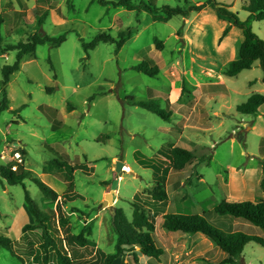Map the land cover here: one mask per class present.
I'll return each mask as SVG.
<instances>
[{"label": "rangeland", "instance_id": "obj_1", "mask_svg": "<svg viewBox=\"0 0 264 264\" xmlns=\"http://www.w3.org/2000/svg\"><path fill=\"white\" fill-rule=\"evenodd\" d=\"M214 1L239 21L247 20L249 14L242 10L245 0ZM206 2L132 0L135 9L128 11L104 8L97 0H0L2 47L25 42L36 32L64 38L57 48L45 44L36 48L34 56H24L19 71L5 84H1V68L14 63L16 52L0 51V166L13 170L22 166L39 178L50 161L59 160L55 153L68 156L74 190L63 194L60 213L70 236L82 234L96 243L97 257L91 258L96 263L115 253L113 217L102 202L116 162L130 169L116 186L121 197L118 207L127 219L132 216L130 202L148 207L163 255L158 260L145 258L136 249L137 260L125 251L112 264H221L226 255L205 236L165 231L163 214L213 217V208L222 201H264V104L254 115L236 111L250 96L264 95V73L256 62L235 77L224 74L238 59L242 31L219 17L212 5L187 18L153 20V15H163L162 7L186 10ZM148 3L157 9L152 14L143 11ZM46 11L38 27V17ZM249 27L264 40V21H252ZM100 33L113 42L85 51L83 44ZM120 33L129 37L117 50ZM155 42L162 47L156 49ZM143 61L157 67L156 76L131 69ZM3 90L8 101L4 111ZM131 99L155 101L169 120L129 105ZM173 147L195 158L182 171L171 168L168 155ZM49 174L64 191L62 175ZM158 182L167 201L153 206L150 191ZM25 190L46 215L43 227L51 238L62 242L67 238L55 202L30 179L15 186L0 181V237L15 241L21 257L18 260L0 247V264H37L33 256L43 242L42 229L36 226L23 232L25 226L37 225L25 204ZM227 222L233 230L262 235L247 223ZM80 251L82 261L90 260ZM236 264H264V247L247 244Z\"/></svg>", "mask_w": 264, "mask_h": 264}, {"label": "trees", "instance_id": "obj_2", "mask_svg": "<svg viewBox=\"0 0 264 264\" xmlns=\"http://www.w3.org/2000/svg\"><path fill=\"white\" fill-rule=\"evenodd\" d=\"M98 4L104 8L122 7L128 11H132L135 7L132 5V0H97ZM207 5H212L219 17L232 21L234 27L242 31L243 42L240 46L238 59L230 63L229 68L225 71V76L235 77L244 70H250L254 63L258 62L261 70L264 73V40L259 39L250 29L249 23L252 21H264V0H245L242 10L249 14L245 22L238 20L234 13L226 10V6L215 3L214 0H207L205 4L192 6L186 10L179 7L170 8L162 7L163 15H153V20L156 22H167L175 16L187 18L191 12H200ZM153 5L148 3L145 5L143 11L147 13H154ZM72 6H69L71 9ZM47 16V11L38 17V27L42 25V19ZM2 21L0 19V27ZM129 34V33H127ZM125 36L120 33V40L116 42L117 50L126 41L129 35ZM64 42V38L53 39L47 35L39 32L29 35L25 42H19L15 45L1 46L0 51L16 52L15 61L12 65H6L1 68L2 81L5 84L8 78L20 69V61L24 56H34L36 48L41 45L49 44L51 48H57ZM113 42V39L105 33L98 34L92 42L83 44L85 51L93 50L98 43ZM156 49L162 47V43L155 42ZM50 69L53 71V66L48 60ZM133 71L142 73L149 77L157 75L158 70L156 66H149L143 61L141 64L131 68ZM264 82V78H263ZM51 92V90H47ZM264 104V95L254 94L250 96L247 101L236 107L238 114L243 116L254 115L259 106ZM133 107L144 109L164 121L169 120V114H166L155 101H133L129 102ZM8 101L6 99V92L3 90V103L1 110L7 109ZM70 110V108L68 107ZM239 143H244V140L237 137ZM59 160L50 161L46 167V171L55 175L61 174L66 185V194H72L74 190L73 172L74 168L67 165L68 156L66 154L55 153ZM168 160L171 168L175 171H182L187 165L192 164L195 160L193 155L180 147H173L169 150ZM60 176V175H57ZM25 179H30L41 191L43 196L55 202V211L58 212L59 224L62 225L63 232L67 236L62 241H55L47 233L43 227L44 220H47L46 215L41 212L29 197L25 190V204L29 213L35 219L37 225H27L23 228V232L28 229L40 226L42 229V244L34 254L33 261L37 264H99L96 263L97 250L95 245H92L82 234L78 236H70L67 229V221L61 215V203L58 201V195L48 186H46L39 178L33 177L31 171L26 170L22 166L13 170L7 166H0V181L6 182L9 186L21 185ZM261 189L264 191V178L261 182ZM151 200L154 205H158L167 201V195L161 184L155 183V186L150 191ZM132 208L131 219H127L121 208L115 209V215L112 218V227L116 236L115 253L105 258L102 264H112L118 257H122L125 251H130L133 254L134 260H137L135 253H138L145 258H152L158 260L163 255V250L156 238L154 237L155 225L153 219L148 214V207L142 206L135 201L130 202ZM154 208V207H153ZM211 214H165L163 215L162 228L171 233L179 232L186 235L201 234L210 240L214 245L226 255V258L221 264H236L241 257L245 246L249 243H254L264 247V201L250 202L243 201L240 203L222 201L212 210ZM217 219V220H216ZM238 220L247 223L260 230L262 235H250L242 231L233 230L227 221ZM56 229H53L55 232ZM57 232V231H56ZM17 243L6 237H0V247L10 253L11 256L21 260L16 254L15 247ZM68 245V248H67ZM78 247V248H77ZM81 248V249H79ZM89 254L90 260L82 261V251Z\"/></svg>", "mask_w": 264, "mask_h": 264}, {"label": "crops", "instance_id": "obj_3", "mask_svg": "<svg viewBox=\"0 0 264 264\" xmlns=\"http://www.w3.org/2000/svg\"><path fill=\"white\" fill-rule=\"evenodd\" d=\"M157 131H159V129L157 130ZM165 131V130H164ZM87 168L88 169H90L91 171H93V167H91L90 165L89 166H87ZM129 172H130V170H129ZM33 173V172H32ZM49 173H51V172H48V171H46L45 170V168L43 169V172H42V174H40V175H38V177H39V179L46 185V186H48L50 189L52 188V190L53 189H60V191L62 192L61 194L60 193H57V195L59 196L58 197V201L61 203V199H62V197H63V194L65 193L64 191H65V189H64V191H63V189H61L60 188V186H61V182L55 177V176H53V175H51V174H49ZM55 175V174H54ZM118 181H119V179H118ZM65 186V185H64ZM54 191V190H53ZM140 190H138V191H135V195H134V198L136 199V195H137V192H139ZM55 192V191H54ZM115 192L117 193V196H113V202H115L116 200H117V203H116V206H117V208H120V207H118V204L120 203V201H119V197H120V193H119V190L118 189H115ZM104 196H105V189H104V192H103V198H104ZM121 198V197H120ZM122 209V208H121ZM164 215V214H163ZM90 242V241H89ZM91 243V242H90ZM92 245H95V249H97L98 247H97V245H96V243L95 242H92L91 243Z\"/></svg>", "mask_w": 264, "mask_h": 264}, {"label": "water", "instance_id": "obj_4", "mask_svg": "<svg viewBox=\"0 0 264 264\" xmlns=\"http://www.w3.org/2000/svg\"><path fill=\"white\" fill-rule=\"evenodd\" d=\"M122 168H123V164L121 162L115 163V169H114L115 176H114L112 183L106 186L105 196L102 202V208L108 210L112 217H114L115 215V209L113 205V196L115 195V189L118 183V179L120 176L123 175Z\"/></svg>", "mask_w": 264, "mask_h": 264}, {"label": "built area", "instance_id": "obj_5", "mask_svg": "<svg viewBox=\"0 0 264 264\" xmlns=\"http://www.w3.org/2000/svg\"><path fill=\"white\" fill-rule=\"evenodd\" d=\"M129 170H130L129 168L123 167V168H122V173H123V172H124V174H125V173H130Z\"/></svg>", "mask_w": 264, "mask_h": 264}]
</instances>
